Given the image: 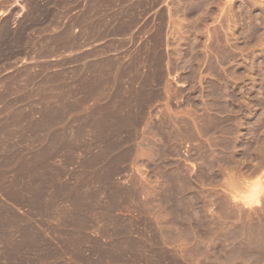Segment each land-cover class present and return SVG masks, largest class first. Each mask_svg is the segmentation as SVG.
<instances>
[{"label":"rangeland","instance_id":"1","mask_svg":"<svg viewBox=\"0 0 264 264\" xmlns=\"http://www.w3.org/2000/svg\"><path fill=\"white\" fill-rule=\"evenodd\" d=\"M0 264H264V0H0Z\"/></svg>","mask_w":264,"mask_h":264},{"label":"crops","instance_id":"2","mask_svg":"<svg viewBox=\"0 0 264 264\" xmlns=\"http://www.w3.org/2000/svg\"><path fill=\"white\" fill-rule=\"evenodd\" d=\"M122 246H124V247H125L126 245H125L124 243H122Z\"/></svg>","mask_w":264,"mask_h":264}]
</instances>
